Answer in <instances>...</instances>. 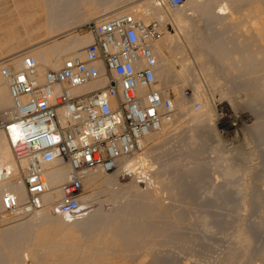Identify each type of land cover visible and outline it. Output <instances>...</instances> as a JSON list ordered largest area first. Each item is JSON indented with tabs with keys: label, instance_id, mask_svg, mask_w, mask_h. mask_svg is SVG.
<instances>
[{
	"label": "rangeland",
	"instance_id": "374dc122",
	"mask_svg": "<svg viewBox=\"0 0 264 264\" xmlns=\"http://www.w3.org/2000/svg\"><path fill=\"white\" fill-rule=\"evenodd\" d=\"M137 1L117 0L104 7L98 0H88L89 3H93V11H95L90 16V10L84 14L82 10L81 18H79L84 20V24L88 21L94 22L97 19V13L100 16L123 5H128L130 8L139 3ZM221 1L223 0H219V3ZM227 1L228 6L231 7L229 9H231L232 16L230 12L227 13L230 16L220 15L218 7L213 10L212 14H209L210 16L202 15L201 12H194L190 15L191 6L188 7V4H185L187 0L184 7L178 9L167 7L165 9L170 12L172 17H175L178 12L180 15L182 11L181 16L185 17L184 23L191 20V23L188 22L186 26L183 22H177L176 17L173 18L179 26L170 21H161L164 26V34L160 39L162 42L160 40L157 42L162 47L169 65L164 67L165 74L169 73V76L165 79L166 75L162 72L160 86L167 87L172 92L174 100L177 101L174 120L165 126L164 131H155L154 140H149L144 149L138 151L140 155L145 151V155L148 156L143 168L146 174L119 172L115 177L101 175L97 177L98 183L95 187L88 185L85 188L84 195L91 194V198L88 199L90 202H87L89 207L84 206V211H89L91 215L88 214L89 217L81 221H71L75 223H68L69 221L65 223L71 224L69 226L74 228L78 235V237L75 236L72 239H66V241L69 240L70 247L72 244L75 247L74 243H79V245L76 244L79 254L77 256L75 254V258L72 256L71 259L70 257L68 259L65 252L69 248V243L67 241L68 245L65 246V239L47 242L48 244L44 242V244L39 239L40 237H37L43 229L42 225L36 222L35 225L28 221L27 226L25 224L20 230L22 234L6 231L5 228L9 224L26 221L31 215H26L24 218L2 217L4 212L0 206V263L264 264V43L260 42L253 30V27L260 21L261 12H264V0ZM134 2L137 3L133 4ZM10 8H12L10 2L0 7V41L10 40L8 39L9 32L15 29L23 36L15 40V42L21 43L4 46V52L12 47H15L17 53L22 50L26 51L24 49H28V47L33 50L39 48L38 44L47 40L46 33H44L47 30L43 34L41 30L37 34L34 33L33 41H28L32 36L25 37L24 28L20 23H16L17 19L13 17L14 13H11L12 16L9 15ZM151 8L149 7V12H152ZM182 8H185L186 12ZM99 10L101 14H99ZM151 16L155 19L154 13ZM235 19L237 23H234ZM176 28L178 30L175 31ZM213 28L218 33V40H225L230 46L233 41V45L236 44L234 46H238V50L240 47L239 51L243 49L244 52L243 50L241 52L246 55L251 50L250 56L256 60L254 61L255 66L259 65L260 69L241 75L237 70L241 64L236 66L238 61H235L240 55L236 54L231 56L229 54L228 57L216 60L215 54L206 49V45H209L208 43L211 41L208 33H211L210 30ZM89 30L82 25L76 32L84 36L88 35ZM215 30L212 31L215 32ZM168 32L175 34L172 42L167 40ZM38 34L46 37L41 36L42 41L40 42V38L39 41L37 38L35 39ZM62 38L64 37H60V39ZM90 39L92 41V35H90ZM37 41L38 43H36ZM205 43L206 48L203 47ZM202 47L208 52H205ZM84 48L80 50L83 51ZM160 55L158 56L161 61L162 56ZM65 59L66 57L62 61ZM185 63L188 66L184 72L181 70V73L183 72L187 77L184 74L181 76L179 71ZM202 76L203 79H201ZM185 78L186 80H183ZM187 82L190 84L189 86ZM196 83L202 85L201 94H198L200 92L197 93V89L194 88ZM205 87L209 91H205ZM255 87L261 88H257V90ZM196 93L200 97L203 93L205 96L203 94L204 98L201 97L200 100ZM175 101L174 104H176ZM180 101L181 103H178ZM195 102H201L202 107L195 109L193 107ZM206 103L212 119L207 118L208 115L199 113L205 118L204 123L193 121V115L196 116L203 110ZM180 108L186 110L187 116L190 115L189 121L185 120ZM223 109L228 110L233 117L237 116L239 117L237 119L241 120H232L230 123L232 126L237 121L240 122L238 125L241 130L238 127L236 134L239 141L236 138L231 143L229 139L234 136L227 135L224 132L225 128L219 124V111ZM220 139L222 140L220 141ZM49 213L51 217H56L52 212ZM102 217H108L106 222L100 220ZM97 223L98 225H96ZM111 228L113 230H110L109 233L115 231L113 232L115 235L118 231V236L116 234L118 239L115 236L112 237L114 239L109 240L113 234H108V236L104 234ZM36 234L38 235L36 236ZM97 235L99 236L97 237ZM96 238L98 241L101 240L98 242ZM243 238H248V243L243 241ZM29 239L30 241H28ZM74 239L77 242H74ZM81 240L85 242L82 244ZM94 241L96 242L94 243ZM105 242L107 243L105 244ZM29 246L32 248L29 249ZM101 247L102 250H100ZM16 248L18 249L16 250ZM59 248L64 249L59 250ZM88 248L89 251H87ZM18 250L21 254L15 255ZM27 253L29 254L28 260L23 255ZM64 253L66 256L63 255ZM14 258L16 259L13 260Z\"/></svg>",
	"mask_w": 264,
	"mask_h": 264
},
{
	"label": "built area",
	"instance_id": "2783aa9c",
	"mask_svg": "<svg viewBox=\"0 0 264 264\" xmlns=\"http://www.w3.org/2000/svg\"><path fill=\"white\" fill-rule=\"evenodd\" d=\"M186 0H159L176 8ZM92 41L83 54L66 58L57 68H42L30 54L0 60L12 105L0 111L3 131L17 163L25 195L6 192V218L48 209L78 217L92 174L115 171L141 150L143 140L174 120L172 92L160 86L155 45L163 23L123 13L84 25ZM104 81L102 88L84 86ZM195 109L201 102L193 104ZM67 167L60 196L47 198L48 173ZM140 170V169H139Z\"/></svg>",
	"mask_w": 264,
	"mask_h": 264
},
{
	"label": "bare ground",
	"instance_id": "6f19581e",
	"mask_svg": "<svg viewBox=\"0 0 264 264\" xmlns=\"http://www.w3.org/2000/svg\"><path fill=\"white\" fill-rule=\"evenodd\" d=\"M99 2H102V5L105 6H108L111 2L113 3L114 1H117V0H98ZM159 0H138L137 2H134L133 4H136L134 5L133 7H130L128 8L129 6L128 5H123V6H120L119 8L116 9L115 7V10L109 12V13H104V14H101V11L99 12V14H101L100 16L96 15V18L95 19L96 21L94 22H99L101 20H104V19H108L110 17H114L116 15H120V14H123V13H134L137 17H140L142 18L143 20L145 21H149L150 19H153V17L151 16L153 13H154V16H155V19L159 20V21H170L172 22L173 24H176L177 22L179 23H182L186 25H188L187 23L190 22L188 21L187 23L183 21V19H185V17L183 18L181 16L182 14V11L179 15V12L177 13L174 18L177 20V22L175 23L174 21V18L171 16V14H169L170 12H168V10H165L166 8H160L157 6V3H158ZM11 3V6L12 8H10L9 11V15L12 13H14L13 17L16 20V23H20L23 28H24V35L26 38H29L30 36H32L34 33L37 34V32L39 33L40 30L43 34V32L45 30H47V32H44L46 33L45 35L47 36V40L42 42L41 44H38L39 48H37L36 50H33V49H30L31 47H28V49H24L26 51H21L19 53H17V50L15 49V47H12V48H9L7 51L4 52V46L6 45H13L14 44H18V43H21V42H15L16 39H20L23 34H20V32L15 29V30H12L11 32H9V38L10 40H7L5 42H1L0 41V60L1 58L3 59V57L6 58V56L8 57H13L15 59H17V61L19 62L20 61V57L25 55V54H30L32 55L36 60L37 62L40 64V66L42 68H57L59 67L61 64H62V60L66 57H69L70 55H74V54H83V51H81L80 49L84 48L85 46H87L90 42H91V39H90V35L91 33L88 32V35H84V36H81L79 35L76 31L77 29H79L82 25H85L87 23H83L82 19H80V15L82 13V10H83V14L84 12L88 11L90 12V16L94 13L93 9H94V5L93 3H89L88 0H0V7L3 6V5H6L8 3ZM111 3V4H112ZM110 4V5H111ZM185 4H188V7L189 5L191 6V9H189V11L191 10V12L189 13L190 15H192L191 13H194V12H201L202 15H209L210 13L212 14L213 10L218 7L219 8V13L220 15L222 16H225L227 13H229L231 11V8L230 5L228 6V1L227 0H223L219 3V0H187V3ZM185 4H182L181 6H178L176 7L177 9L179 7H184ZM81 5V6H80ZM114 7V6H113ZM149 7H152L151 9L152 12H149L148 9ZM128 8V9H127ZM175 8V9H176ZM187 8V7H186ZM111 9V8H110ZM163 9V10H161ZM185 9V8H184ZM182 8V10H184ZM186 9V10H188ZM90 10V11H89ZM109 10V9H108ZM107 10V11H108ZM93 11V12H92ZM164 11H166L164 13ZM176 11V10H175ZM185 11V10H184ZM3 12V11H1ZM106 12V10H105ZM186 12V11H185ZM12 14L10 16H12ZM86 14V13H85ZM185 14V13H184ZM200 14V13H199ZM231 14V12H230ZM235 14V13H234ZM259 14V13H257ZM256 14V15H257ZM93 15V16H95ZM173 15V14H172ZM186 15V14H185ZM188 15V13H187ZM189 15V16H190ZM194 15V14H193ZM228 15V14H227ZM233 14H231L232 16ZM210 16V15H209ZM230 16V15H228ZM80 17V18H79ZM195 17V16H194ZM192 18V17H191ZM258 18V17H256ZM194 19V18H193ZM234 19V18H233ZM199 20V18H198ZM236 21V19H235ZM85 22H86V19H85ZM194 22V21H193ZM234 22V20H233ZM15 23V22H14ZM88 23H91V21ZM191 23V22H190ZM209 23V22H208ZM234 23H237L234 22ZM231 24V23H230ZM233 24V23H232ZM243 24V23H242ZM245 24V23H244ZM178 25V23H177ZM181 25V24H180ZM224 25V24H223ZM226 25V23H225ZM239 25V24H238ZM179 26V25H178ZM209 26V25H208ZM228 26V24H227ZM226 26V27H227ZM230 26V25H229ZM189 27V26H188ZM210 27V26H209ZM209 27H206L207 29H209ZM236 27H238L236 25ZM253 27V26H252ZM180 28H182V26H180ZM212 28V26H211ZM233 28V27H231ZM235 28V27H234ZM43 29V30H42ZM184 29V28H183ZM251 29V28H250ZM178 30L177 28L175 29V31ZM212 30H215L214 28ZM211 31V33H208L210 34V39L211 41H209V45H206V43L204 44L203 47L207 48L208 51L210 53H214L215 54V57L216 60H220V58H223V57H228L231 56L232 54H236V55H240V57L238 59H236L235 61H238L236 63V66H239L241 64V67L238 68V72L241 74V75H245V74H249L251 71H254V70H259L260 69V66L257 65V67L255 66L256 64L254 63V60L253 58H251L252 56L251 55V50L250 52L248 51V55H246L245 53L243 54V52L239 51L240 50V47H239V50H238V46H234L236 44L233 45V41L232 42V45L230 46V44L224 40H218V33L214 31ZM231 30V29H229ZM234 30V29H233ZM253 30L254 32L257 34V36L259 37L260 39V42L261 43H264V12L262 11L261 12V17H260V21L258 22V24L256 26L253 27ZM183 31V30H182ZM181 31V32H182ZM209 31V30H208ZM228 31V30H227ZM225 31V33L227 32ZM180 32V31H179ZM231 32V31H230ZM217 33V34H216ZM228 33V32H227ZM34 34V35H35ZM90 34V35H89ZM207 34V35H208ZM40 36V34H38ZM38 35L35 36V39L37 38V40L39 41V38H40V42L42 41L41 40V36L39 37ZM45 35H43L42 37H46ZM175 34L171 33V32H168L167 34V40H169L168 42H172V38ZM252 35V34H251ZM245 36V35H244ZM250 36V35H249ZM33 37L31 39H29L28 41H33ZM60 37H64L62 39H60ZM165 38V37H164ZM208 38V39H209ZM250 38V37H249ZM34 39V40H35ZM166 39V38H165ZM229 39V37H228ZM45 40V39H44ZM230 40V39H229ZM38 41L36 43H38ZM162 42V40H160ZM159 41V42H160ZM207 41V40H206ZM259 41V40H258ZM205 42V41H204ZM211 42V43H210ZM241 42V41H240ZM245 42V41H244ZM165 43V41H164ZM236 43V41H235ZM238 43H239V40H238ZM35 44V43H34ZM161 44V43H160ZM206 45V46H205ZM243 45V44H242ZM264 45V44H263ZM169 46V44H168ZM187 46V45H186ZM247 46V45H246ZM200 47V45H199ZM202 47V49H203ZM204 48V49H205ZM189 49V48H188ZM203 49V50H204ZM205 49V52H208L206 51ZM80 50V51H79ZM155 50L157 52L158 55L162 56L161 57V61L159 59V63H160V67L161 69H159V73H158V78H159V81H160V77L163 75L162 72H164V67L166 65H168V60L167 58L164 56V52H163V49L160 45H158V43L155 45ZM247 50V48H246ZM263 51H264V47H263ZM260 53V51H258ZM250 53V54H249ZM258 53V54H259ZM262 53V52H261ZM264 53V52H263ZM208 54V53H207ZM253 55V53H252ZM64 57V58H63ZM159 58V56H158ZM232 58V57H230ZM236 58V57H235ZM228 59V58H227ZM232 60V59H231ZM233 63V62H232ZM182 65V64H181ZM169 66V65H168ZM183 67H181V69L179 70L180 73H181V70L184 72L186 69V63L182 65ZM191 69V67H190ZM181 73V76L184 74V73ZM199 73V72H198ZM165 74V72H164ZM169 73L165 74V79L166 77L168 78V75ZM177 75V74H176ZM185 75V74H184ZM200 75V74H198ZM171 76V75H170ZM186 76V75H185ZM187 77V76H186ZM201 77V76H200ZM184 78V77H183ZM189 79V78H188ZM193 79V78H192ZM196 79V78H195ZM203 79V76L202 78ZM200 79V81H201ZM183 80H186L183 79ZM198 82V81H197ZM203 82V81H202ZM201 82V83H202ZM184 83V82H183ZM193 83V82H192ZM201 83H196L195 84V89H197V93L198 94H201L202 90V85ZM206 83V82H204ZM161 84V83H159ZM105 85V82L104 81H101V82H97V83H93V84H89V85H86L83 87V89H89V90H94V89H98V88H102L103 86ZM187 85L189 86L190 84H188L187 82ZM192 85V84H191ZM204 85V84H203ZM206 86V85H205ZM204 87V86H203ZM256 89L257 88H261V87H255ZM206 89V87H205ZM263 89V88H262ZM208 89H206L205 91H207ZM258 90V89H257ZM196 91V90H195ZM204 91V92H205ZM209 91V90H208ZM262 91V90H261ZM260 91V92H261ZM196 93V96H199L197 95ZM204 94V93H203ZM203 94L201 97H203ZM210 94V93H209ZM258 94V93H257ZM256 94V95H257ZM261 94V93H260ZM263 95V94H261ZM205 96V94H204ZM201 97L199 96L198 98H200L201 100ZM215 97V96H214ZM259 97V96H258ZM264 97V96H263ZM197 98V97H196ZM204 98V97H203ZM174 100V99H173ZM199 100V99H198ZM175 101V100H174ZM213 101V100H212ZM210 101V102H212ZM176 104L175 106L177 105V101H175ZM206 102V101H205ZM178 103H181L178 102ZM213 103V102H212ZM12 105V99H11V96L9 94V91H8V87H7V84L5 83V81L0 77V111L2 110H5L7 108H9L10 106ZM179 105V104H178ZM182 106V104H180ZM214 106V105H213ZM183 107V106H182ZM177 108V107H176ZM184 108V107H183ZM180 108V111H182V113L184 114L185 116V120H188V117L187 116V112L186 110ZM219 124L225 128V133H227V135L231 136L233 135L234 137L232 138H228L229 141L234 142V140L236 138H238V136L236 135L238 132V127L240 124V122L238 123V120L237 116L233 117V115L226 109L222 110V111H219ZM199 113H202L203 115H208L209 119H212V116L210 111H209V108H208V105L207 103L205 104V108L203 110H201L200 112H198L195 115H193L194 118H192V120H196L197 122L201 123L205 120V118L203 116H201ZM234 113V112H233ZM205 116V117H206ZM192 117V116H191ZM203 117V118H202ZM211 117V118H210ZM260 117V116H259ZM263 117V115H262ZM242 119V118H241ZM207 120V119H206ZM232 120H238L236 123H234L232 126L230 125L231 121ZM189 121V120H188ZM191 121V120H190ZM211 121V120H209ZM241 121V120H240ZM204 123V122H203ZM169 124V123H167ZM165 124L164 126H162L158 131L161 132V131H164L166 128L165 126L167 125ZM254 124V123H253ZM255 126V125H254ZM257 128V127H256ZM239 130H241V128L239 127ZM243 131V130H242ZM241 131V132H242ZM154 133H151L149 134L142 142L143 146L141 148V150L144 149V147L147 145V142L149 140H152L154 138ZM244 133V132H243ZM220 134V133H219ZM223 134V133H222ZM221 134V135H222ZM240 135V134H239ZM156 136V135H155ZM219 136V135H218ZM242 136V135H241ZM245 136V135H244ZM225 138V137H224ZM228 139H227V142H228ZM154 140V139H153ZM222 139H220L221 141ZM245 140V139H244ZM237 141V140H236ZM238 141H239V138H238ZM230 143V144H231ZM140 153V152H139ZM138 152L131 158L127 159V160H124L122 162V164L120 165V167L118 169H116L115 171L113 172H110V173H105V174H92L90 177H89V185L91 187H95L96 184L98 183L97 182V177L98 176H101V175H109V177H115L116 174H118L119 172H134V173H139V174H146V172L144 171V164H146L145 162L148 160L147 159V154L145 155V151L142 152V156L139 154ZM137 155V156H136ZM152 167V166H151ZM153 168V167H152ZM140 169V170H139ZM139 170V171H138ZM232 172V170H230ZM121 174V173H120ZM67 181V167L66 166H58V167H55L53 168L49 173H48V178H47V182H48V186H49V192L47 193L46 197L47 198H53V199H56L60 196V193H61V188H62V185ZM6 192H10V193H13V194H17L20 198H23L24 195H25V190H24V186H23V183H22V179H21V170H20V165L17 163L15 157H14V153L11 149V146L10 144L8 143V140L6 139V136L4 134L3 131H0V203H1V198L3 196L4 193ZM91 198V194L89 195H84L82 197V206H86V207H89V203H87ZM90 202V201H89ZM92 204V202H91ZM1 206V205H0ZM2 210V209H1ZM50 211L48 209H42L41 211L37 212V213H34V214H29L31 215V217L26 220V221H23V222H19V223H15V224H9V226H7L6 231H9V232H15L16 234L17 233H21V229L23 228V226L26 224L27 226V222L31 221V223H34L36 225V223L38 224H41L42 225V231L40 233L39 236H37L38 234H36L37 237H40L39 239L44 243L46 242V244H48L47 242H52V241H57L58 239L59 240H64L65 241V246L67 244V241L69 243V240L66 241V239H72L74 238L75 236L78 237V235H76V231L74 228H71V224H68L70 223L71 221H81V220H84V219H87V217H89V211L86 212L83 210L82 214L76 218L74 217H63V216H58L56 215V217H51ZM89 214V215H88ZM2 217H5V215H2ZM26 217V216H25ZM20 218H24L23 217H20ZM17 219V218H16ZM108 217H102L100 218L101 221H105L107 220ZM99 220V221H100ZM65 221V222H64ZM69 221V222H68ZM110 221V220H109ZM36 222V223H35ZM66 222H68L67 224H65ZM75 222H71V223H75ZM106 222V221H105ZM104 223V222H103ZM102 223V224H103ZM32 224V225H34ZM108 224V223H107ZM34 225V226H35ZM40 225V226H41ZM67 225V226H66ZM98 225V223L96 224ZM101 225V224H100ZM112 225V224H111ZM109 226V224H108ZM31 227V226H30ZM29 227V228H30ZM36 227V226H35ZM107 227V226H106ZM105 227V228H106ZM119 227V226H118ZM117 227V228H118ZM110 228V227H108ZM116 228V226H115ZM33 229V228H32ZM35 229V228H34ZM33 229V230H34ZM4 230V229H3ZM104 230V229H103ZM110 230H113L112 228L109 229V230H106L104 234H110L112 235L113 232L115 231H112L111 233ZM115 230H119V229H115ZM102 231V230H101ZM3 232V231H2ZM24 232V231H23ZM34 232V231H33ZM94 232V231H93ZM118 232V231H117ZM117 232L115 233V235L111 236V238L109 240H112L114 238L112 237H115ZM96 233V232H95ZM1 234V233H0ZM5 234V233H4ZM6 234H8L6 232ZM22 234V233H21ZM101 234V233H100ZM103 234V233H102ZM119 234V233H118ZM117 234V236H118ZM121 234V233H120ZM24 235V234H23ZM34 235V234H33ZM109 235V236H110ZM6 236V235H5ZM26 236V235H25ZM99 235H97L98 237ZM101 236V235H100ZM103 236V235H102ZM116 236V239H118L119 237ZM11 237V236H10ZM15 237V236H14ZM17 237V236H16ZM15 237V238H16ZM27 237V236H26ZM25 237V238H26ZM35 237V236H34ZM60 237V238H59ZM90 237H93V236H90ZM121 237V235H120ZM246 237V236H245ZM21 238V237H20ZM29 238V237H27ZM80 238V237H79ZM88 238V237H87ZM100 238V237H99ZM105 238V237H104ZM22 239V238H21ZM32 239V238H31ZM35 239V238H34ZM37 239V238H36ZM77 239V238H76ZM90 239V238H89ZM87 239V240H89ZM97 239V238H96ZM106 239V238H105ZM10 240V239H9ZM12 240V239H11ZM14 240V238H13ZM12 240V241H13ZM23 240V239H22ZM26 240V239H24ZM38 240V239H37ZM75 240V239H74ZM72 240V241H74ZM93 240V239H92ZM101 240V239H100ZM99 240V241H100ZM108 240V238H107ZM105 240V241H107ZM30 241V239L28 240ZM98 241V239H97ZM98 241V242H99ZM243 241H248V238H243ZM14 242V241H13ZM17 242V241H16ZM34 242V240H33ZM62 242V241H60ZM59 242V243H60ZM71 242V240H70ZM74 242H77V240H75ZM79 242V241H78ZM85 242V241H83ZM82 240H81V243L83 244ZM88 242V241H87ZM96 241H94L95 243ZM103 242V241H102ZM114 243V241H112ZM12 243V242H11ZM15 243V242H14ZM23 243V242H22ZM39 243V242H38ZM37 243V244H38ZM54 243H57V242H54ZM64 243V242H63ZM61 243V245L63 244ZM72 243V242H71ZM104 243V242H103ZM102 243V244H103ZM107 242H105L106 244ZM109 243V241H108ZM111 243V242H110ZM117 243V242H115ZM248 243V242H247ZM246 243V244H247ZM36 244V246H37ZM42 244V243H41ZM45 244V243H44ZM75 244V247H73V244L72 246L70 247V243H69V248L66 250L65 253H67V257L69 259L72 258V256H74L75 258V254L76 256L79 254V252H77L76 250V246L79 245V243H74ZM77 244V245H76ZM101 244V242H100ZM9 245V244H8ZM7 245V246H8ZM15 245V244H14ZM23 245V244H22ZM35 245V244H34ZM57 245V244H56ZM64 245V244H63ZM68 245V244H67ZM90 245V244H89ZM111 245V244H110ZM116 245V244H115ZM118 245V244H117ZM28 246V245H27ZM31 246H33L31 244ZM29 246V249H31L32 247ZM44 246V245H43ZM47 246V245H46ZM51 246V245H50ZM54 246V245H52ZM81 246V245H80ZM93 246V244H92ZM98 246H101V245H98ZM112 246V245H111ZM18 247V246H17ZM24 247V246H23ZM39 247V246H38ZM83 247V246H82ZM81 247V248H82ZM36 248V247H34ZM52 248V247H51ZM77 248H80V247H77ZM99 248V247H97ZM106 248H108L106 246ZM10 249V248H9ZM18 248H16L17 250ZM56 249V248H54ZM58 249V248H57ZM64 249V248H62ZM59 248V250H62ZM83 249V248H82ZM91 249V247H90ZM103 248L101 247L100 250H102ZM21 250V249H20ZM81 250V249H79ZM86 250V249H85ZM84 250V252H85ZM108 250V249H107ZM10 251H12L10 249ZM32 251V250H31ZM35 251V250H34ZM89 251V248L88 250ZM23 252V251H22ZM28 252H30L28 250ZM37 252V251H36ZM34 252V253H36ZM41 252V251H40ZM81 251V253H84ZM105 252V250H104ZM103 252V253H104ZM8 253V252H7ZM11 253V252H10ZM17 253H19V250L18 252H16L15 255H17ZM32 253V252H30ZM63 253V251H62ZM65 253L63 254L64 256ZM101 253V251H100ZM107 253V252H106ZM21 254V252L19 253ZM18 254V255H19ZM98 254V253H97ZM14 255V253H13ZM24 255V258L28 260V253L27 254H23ZM40 255V254H39ZM81 255V254H80ZM105 255V254H104ZM100 256V255H99ZM14 257V256H13ZM12 257V258H13ZM16 257V256H15ZM18 257V256H17ZM23 257V256H22ZM66 257V258H67ZM103 257V256H102ZM101 257V258H102ZM11 258V259H12ZM16 258H14L13 260H15ZM20 259H21V256H20ZM19 259V260H20ZM23 260V259H22ZM4 261V260H3ZM2 263V262H1ZM0 263V264H1ZM5 263V262H4ZM36 263V262H35ZM34 263V264H35ZM77 263V262H75ZM74 263V264H75ZM3 264V263H2ZM72 264V263H71ZM77 264H81V263H77ZM96 264V263H95Z\"/></svg>",
	"mask_w": 264,
	"mask_h": 264
}]
</instances>
